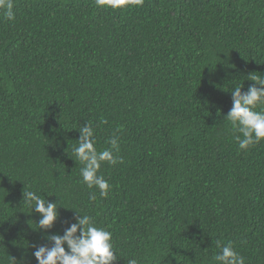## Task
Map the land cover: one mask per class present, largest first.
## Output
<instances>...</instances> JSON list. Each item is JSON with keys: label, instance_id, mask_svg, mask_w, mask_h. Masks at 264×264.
Listing matches in <instances>:
<instances>
[{"label": "trees", "instance_id": "obj_1", "mask_svg": "<svg viewBox=\"0 0 264 264\" xmlns=\"http://www.w3.org/2000/svg\"><path fill=\"white\" fill-rule=\"evenodd\" d=\"M13 3L15 20L0 10V264H38L34 246L76 211L112 233L114 264H217V242L264 264V140L240 150L225 119L231 89L264 78V0ZM87 122L98 152L119 141L123 162L98 172L107 197L73 155ZM23 190L57 203L51 229Z\"/></svg>", "mask_w": 264, "mask_h": 264}, {"label": "clouds", "instance_id": "obj_2", "mask_svg": "<svg viewBox=\"0 0 264 264\" xmlns=\"http://www.w3.org/2000/svg\"><path fill=\"white\" fill-rule=\"evenodd\" d=\"M98 8L123 9L126 6H142L144 0H94ZM13 0H0V10L9 21L15 20ZM255 82L246 92H242V84L231 89L233 106L225 116L235 132L240 150H248L250 146L264 140V110L256 111L257 106L264 105V78L249 75ZM259 85V87L257 86ZM80 133L78 146L73 148L75 160L83 167L80 169L83 183L89 188L99 190L101 197H107L110 185L102 175H98L103 162L111 165L122 163L116 155L120 151L116 136L108 140L109 148L97 151L95 148L94 128L87 122L78 128ZM242 137V138H241ZM90 199L95 200V194ZM23 202L31 210L40 214L36 223L38 229L48 230L58 218L57 203L41 198L34 191L23 190ZM75 222L65 228L63 235H48L46 239L51 246H34L33 255L38 264H114L118 255L112 244V233L102 227L95 226L93 217L76 211ZM67 246V250L65 248ZM216 246L220 251L213 259L217 264H245V258L234 250L231 242ZM127 264H138L136 259H129Z\"/></svg>", "mask_w": 264, "mask_h": 264}]
</instances>
